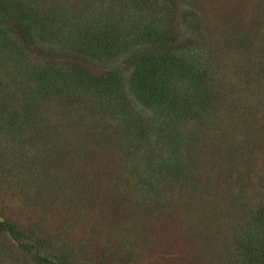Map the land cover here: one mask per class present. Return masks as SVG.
Returning a JSON list of instances; mask_svg holds the SVG:
<instances>
[{
  "label": "rangeland",
  "instance_id": "rangeland-1",
  "mask_svg": "<svg viewBox=\"0 0 264 264\" xmlns=\"http://www.w3.org/2000/svg\"><path fill=\"white\" fill-rule=\"evenodd\" d=\"M67 1L72 12L65 8L58 16L72 18L79 34L89 22L117 23V14L126 10L120 7L125 0ZM102 1L116 5L102 10ZM145 4L129 7L130 14L150 8L148 14L159 15L157 26L168 24L166 35L179 53L195 57L196 67L216 77L221 97L200 118L179 126L183 139L178 147L172 136L168 138V126H162L163 117L134 101L155 127L150 149L130 153L126 137L109 145L98 137L101 126L96 128L91 118L81 126L76 113L69 112L66 117L76 127L66 125L63 130L98 134L89 153L74 161L68 157L70 169L42 157L44 141L22 136L28 127L13 117L27 107L25 90L14 81L15 69L0 61V220L8 222L20 240L37 246H21L0 229V264L233 262L245 231L254 223L253 211L264 199V0ZM75 38L68 29L62 31L59 44L64 46L56 51L62 61L76 59L69 47ZM140 49L146 51L147 45ZM130 54L111 53L103 59L114 57V67L120 70V62ZM131 70L132 66L122 74ZM178 77L172 74L176 85L182 83ZM17 121L19 132L2 136ZM34 129L35 124L26 134ZM175 158L178 164L168 173L167 164ZM71 170L89 184L78 190L69 187ZM62 174L60 184L54 178Z\"/></svg>",
  "mask_w": 264,
  "mask_h": 264
},
{
  "label": "trees",
  "instance_id": "trees-1",
  "mask_svg": "<svg viewBox=\"0 0 264 264\" xmlns=\"http://www.w3.org/2000/svg\"><path fill=\"white\" fill-rule=\"evenodd\" d=\"M113 3L106 5L102 1L100 7L111 10ZM145 3L146 0H125L120 7L126 10L117 14V23L114 20L93 26L89 22L86 31L79 34L72 18L66 14L62 18L58 16L65 8L72 12L67 0H0V55L6 56L0 61L8 62L15 69L14 81L26 94L27 107L17 110L19 113L13 118L21 119L20 125L28 127L22 132L23 137L45 142L41 154L46 160L54 159L53 162L68 167L69 156L74 161L76 156L89 153L90 147L96 144L98 134L95 130H63L62 126L66 125L76 127L66 117L69 112L76 113L81 126V122L89 118L97 123L96 128L101 126L103 132L98 137L109 145L117 143L119 137H126L131 145L130 149L127 147L130 153L139 148L150 149L151 130L155 127L153 122L141 116L135 102L163 117L162 126H168V138L172 136L175 147L180 146L183 139L179 126L200 118L205 108L217 104L221 97L220 83L214 75H208L207 68L196 67L199 62L195 57L179 53L166 35L168 24L157 26L160 16L148 14L150 8L130 14L129 7L147 5ZM157 9L161 13L163 8L158 6ZM145 14L147 17L143 19ZM72 17L77 20L76 16ZM64 29L76 37L69 46L75 52L70 53L76 57L74 61H62L56 52L64 46L59 44ZM144 44L147 50L141 52L140 45ZM126 51L131 54L120 62V70L114 67V57L109 61L103 59L111 53L119 56ZM130 66V74L123 75ZM174 72L182 78V83L172 82ZM15 123L12 131L4 132L2 136L9 138L18 133L21 126L18 121ZM34 124L38 129L31 130L28 136L26 133ZM55 124L59 129L54 127ZM159 130L163 131V128L159 126ZM176 164V158L167 164L170 166L166 169L168 173ZM73 174L68 176L69 187L78 190L89 184L82 174ZM64 176L58 175L54 179L62 184ZM253 219L254 223L245 231L244 241L238 245L239 251L231 264H264V199L254 209ZM0 229L11 233L19 245L37 250L35 243L20 240L8 222L0 220Z\"/></svg>",
  "mask_w": 264,
  "mask_h": 264
}]
</instances>
